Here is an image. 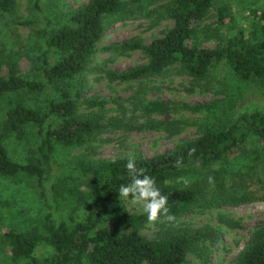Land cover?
Here are the masks:
<instances>
[{"label": "trees", "instance_id": "16d2710c", "mask_svg": "<svg viewBox=\"0 0 264 264\" xmlns=\"http://www.w3.org/2000/svg\"><path fill=\"white\" fill-rule=\"evenodd\" d=\"M38 6L37 0H32ZM145 0H88L70 11L63 23L53 24L47 16H35L21 23L28 28L24 44H12L0 51V100L4 102L0 118V175L13 179L19 175L37 179L39 187L51 173L56 147L76 148L92 138L119 127L127 131H155L172 134L165 121L153 119L166 113L158 101L138 102L141 114L133 124H122L117 117L100 124L102 116L77 112L81 84L77 80L94 60L97 44L112 17L139 18L145 15ZM165 19L173 22L163 35L147 44L130 41L106 50L139 51L146 64L122 72H110V81L119 83L162 76L175 68L193 80L206 79L216 63L224 62L239 83L264 80V25L245 31L227 4L217 9V23L230 34H222L223 42L208 48L199 45L197 27L208 14L214 0H156ZM14 0H0V16L15 15ZM259 22L264 12L250 10ZM47 19V20H46ZM46 20V21H44ZM25 57L28 69L20 72L19 61ZM86 107L102 106L85 99ZM103 104V103H102ZM135 108L132 110L135 111ZM200 105L192 109L199 110ZM210 116V122L195 139L186 141L164 153L135 158L153 177L168 206L174 222L156 225V238L149 240L138 234L145 224V214L135 215L117 208L121 202L119 187L129 182L125 165L128 158L88 161L72 160V172H64L52 188L60 197H75L89 205L83 221L47 219L48 224L31 233L11 230L0 232V252L10 263L27 264H185L186 255L195 253L197 245L212 242L210 229L172 230L177 219L190 212L224 205L264 203V113L247 114L223 110ZM209 117V116H208ZM34 129L35 153L26 163L9 158L3 141L7 135L18 139L25 128ZM6 134V136L4 135ZM191 149L195 151L190 152ZM179 166H174L178 158ZM243 160L245 173L238 172L233 162ZM187 177L185 186L178 178ZM211 177V181L210 178ZM79 180L85 190L77 185ZM254 182V184H253ZM255 185V186H254ZM254 186L252 189L251 187ZM130 200V199H129ZM233 225V224H230ZM39 245L49 253L36 257ZM206 263V258L202 259ZM233 264H264V223L249 231L244 247Z\"/></svg>", "mask_w": 264, "mask_h": 264}, {"label": "rangeland", "instance_id": "374dc122", "mask_svg": "<svg viewBox=\"0 0 264 264\" xmlns=\"http://www.w3.org/2000/svg\"><path fill=\"white\" fill-rule=\"evenodd\" d=\"M14 0L15 15L0 16V51L10 50L12 44L26 43L29 30L21 23L34 19L35 16H47L50 23H63L70 11L85 4L88 0ZM227 4L235 12L239 24L245 31L255 26L261 29L263 23L253 17L250 10L259 16L264 12V0H214L208 14L199 22L196 42L204 47L213 48L223 42L222 34H230L217 23V9ZM162 3L145 0L143 17H112L105 21L106 30L97 44L93 61L77 80L81 84L78 94L77 112L102 116L100 124L117 117L122 124H133L140 118V111L135 108L138 102L158 101L167 107L166 113L153 119L165 121L173 132L127 131L124 127L105 131L92 138L86 144L70 149L56 147V154L51 163V173L39 187L37 179L23 175L13 179L0 175V232L11 230L31 233L38 227H45L47 219L57 224L60 221H83L89 212L88 203L73 197H60L52 188L58 183L64 172L73 170L72 160L88 161L114 160L116 158L150 157L164 153L174 147L195 139L208 126L212 113L231 110L236 115L252 111L264 113V80L239 83L236 76L224 62L215 64L208 78L193 80L171 68L162 76L152 77L138 82L119 83L110 81V72H122L146 64L147 59L139 51L106 50L110 46L138 41L147 44L166 33L173 25L165 19L159 8ZM47 20V19H46ZM44 20V21H46ZM221 33H218V32ZM20 72L28 69V61L23 57L19 61ZM7 69L1 68L5 75ZM100 102L102 106L86 107L85 99ZM103 103V104H102ZM200 105L199 110L192 109ZM5 104L0 100V118ZM135 108V111L132 110ZM218 114V115H219ZM209 116V117H208ZM25 133L18 139L14 135L4 134L3 146L10 159L17 163H26L35 153L37 138L32 128H25ZM243 160H235L233 165L238 172L245 173ZM59 177V178H58ZM80 190L85 186L77 181ZM254 184V182H253ZM255 186V185H254ZM254 186L251 188L253 189ZM125 211L139 215L144 214L142 206L131 201L121 200L116 206ZM177 226L172 230L210 229L215 233L212 242L198 244L197 252L206 258L203 264H233L236 256L244 247L249 231L264 223V203L224 205L200 212H190L177 219ZM233 224V225H230ZM41 227V228H42ZM160 228L145 224L138 234L145 239H155ZM1 250V249H0ZM197 252L186 255L185 264H202ZM49 249L39 245L36 257H44ZM0 264H27L20 261L10 263L0 252Z\"/></svg>", "mask_w": 264, "mask_h": 264}, {"label": "clouds", "instance_id": "9594fccd", "mask_svg": "<svg viewBox=\"0 0 264 264\" xmlns=\"http://www.w3.org/2000/svg\"><path fill=\"white\" fill-rule=\"evenodd\" d=\"M195 151L191 149L190 152ZM183 158H178L174 166H179ZM129 182L119 187L120 200L130 199L134 205L142 206L147 217V223L157 225L163 222H174L175 216L168 206V197L162 194L156 180L146 173L145 168L138 167L134 157L128 159L125 165ZM211 181V177L209 178ZM185 186L190 183L187 177L178 178Z\"/></svg>", "mask_w": 264, "mask_h": 264}]
</instances>
